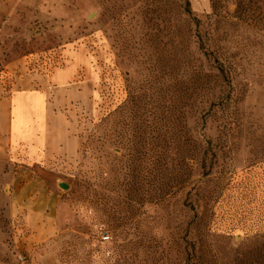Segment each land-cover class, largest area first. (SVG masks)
Masks as SVG:
<instances>
[{
  "label": "rangeland",
  "instance_id": "374dc122",
  "mask_svg": "<svg viewBox=\"0 0 264 264\" xmlns=\"http://www.w3.org/2000/svg\"><path fill=\"white\" fill-rule=\"evenodd\" d=\"M69 51L94 81L42 172L66 209L14 212L2 147L0 264H264V1L0 0V128Z\"/></svg>",
  "mask_w": 264,
  "mask_h": 264
},
{
  "label": "crops",
  "instance_id": "0c3cea01",
  "mask_svg": "<svg viewBox=\"0 0 264 264\" xmlns=\"http://www.w3.org/2000/svg\"><path fill=\"white\" fill-rule=\"evenodd\" d=\"M68 60L52 72L50 90L20 91L2 103L0 149L13 177L14 212L28 223L44 214L52 220L66 209L57 189L42 180V172L46 165L77 157L83 146L78 113L92 104V62L85 51H69Z\"/></svg>",
  "mask_w": 264,
  "mask_h": 264
},
{
  "label": "bare ground",
  "instance_id": "6f19581e",
  "mask_svg": "<svg viewBox=\"0 0 264 264\" xmlns=\"http://www.w3.org/2000/svg\"><path fill=\"white\" fill-rule=\"evenodd\" d=\"M67 61H69L68 58H67Z\"/></svg>",
  "mask_w": 264,
  "mask_h": 264
}]
</instances>
